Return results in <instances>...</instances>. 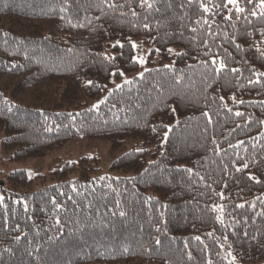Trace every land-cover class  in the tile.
Returning a JSON list of instances; mask_svg holds the SVG:
<instances>
[{
  "label": "trees",
  "instance_id": "obj_1",
  "mask_svg": "<svg viewBox=\"0 0 264 264\" xmlns=\"http://www.w3.org/2000/svg\"><path fill=\"white\" fill-rule=\"evenodd\" d=\"M149 2L0 0L8 161L43 160L80 139L113 152L141 143L111 163L118 177L99 175L97 158L57 160L50 184L32 191L27 172L11 171L0 185V264H229L228 252L264 264L259 0H241L246 12L231 21L221 0ZM136 42L150 49L143 76ZM213 57L227 65L218 75L203 63Z\"/></svg>",
  "mask_w": 264,
  "mask_h": 264
},
{
  "label": "rangeland",
  "instance_id": "obj_2",
  "mask_svg": "<svg viewBox=\"0 0 264 264\" xmlns=\"http://www.w3.org/2000/svg\"><path fill=\"white\" fill-rule=\"evenodd\" d=\"M135 44V60L139 64L138 75H140L142 72L149 69V67L147 66V54L150 49L145 45L138 46V42H136ZM174 50L176 49H173L172 53L174 52ZM141 60H143V63L140 62ZM154 62L157 63L158 59H154ZM4 84H6V86H10V81H7L6 79L0 77V87H4ZM140 147V142L128 141L120 150H118L117 152H113L107 142L80 139L77 141L69 142L60 150L56 151L55 153L52 152L43 160H28L19 163L9 162L8 155H6L4 150L0 148V185H2L3 183L6 184V178L11 171L24 170L25 172H27L28 177L32 178L30 190L35 191V189L50 184V173L56 166L57 160L63 162H77L83 157H86L88 159L97 158L99 160V175L118 177L121 175L120 173L110 171L111 163L122 156L124 153L130 152L132 150H140ZM231 260V258L228 259L229 262ZM234 264L238 263L235 262Z\"/></svg>",
  "mask_w": 264,
  "mask_h": 264
},
{
  "label": "snow or ice",
  "instance_id": "obj_3",
  "mask_svg": "<svg viewBox=\"0 0 264 264\" xmlns=\"http://www.w3.org/2000/svg\"><path fill=\"white\" fill-rule=\"evenodd\" d=\"M102 2H104V0H102ZM169 2H171V0H169ZM185 2H186L187 4H189V5H191V4L194 2V0H185ZM245 2H246L247 4H252V3H254V0H245ZM113 6H114V5H113ZM145 6H146L148 9H152V8H153V4L150 3L149 0H140V7H145ZM201 6H202L204 12H208V11H210V9H209L207 6H205L203 3L201 4ZM229 6H231V7H229ZM258 6H259V8H260V14H261V15H264V0H259V5H258ZM121 7H122V5H121ZM181 7H183V4H181ZM216 8H217L218 10H219V9H226L227 12L229 13V15L225 16V19H226V20H229V21L232 20V13H233V11H234V13H235L237 16L242 15V14H244V13L246 12V8H245L244 6H241V0H221L220 3L216 4ZM132 14H133V15H136V13H135L134 11H133ZM250 14H251L252 16H256V15H257V12H256L255 10H253V11H251ZM245 18L247 19V17H245ZM97 19H98V18H97ZM197 23H199V21H197ZM205 23H207V21H205ZM144 27H145L146 29H148V28H149V25L146 23V24L144 25ZM192 31L195 32L196 29L193 28ZM248 35H251V33H248ZM117 45H119L120 47H123V45H120V42H119V41H117ZM117 45H113V47H115V46H117ZM205 46H206V47L208 46V42H207V41H205ZM132 47L135 48V47H136V44L133 43V44H132ZM237 47H239V46L237 45ZM168 51H169V52H172L173 49H168ZM205 55H209V53H205ZM140 62L143 63V60H141ZM203 63H204V65H205V67H208L209 70L214 71L217 75L220 74L222 71H224V70L227 68V65L225 64V62H224L223 59H220V61H219V63H218V61H217V59H216L215 57H213V58L210 60V62H209V61H205V62H203ZM165 67H168V66L166 65ZM231 71L234 72V73H238V72H240V69L233 68V69H231ZM120 75H123V73H120ZM140 75L143 76V73H141ZM259 75L264 76V73H260ZM89 83H91V81H89ZM124 83H125V84H130V83H132V81L125 80ZM116 87H117V89H119V88L122 87V85H119V84H118V85H116ZM221 99H223V97H221ZM233 99H235V97H233ZM94 107H95V106H94ZM173 111H174V109H173ZM204 115L207 116L208 113H204ZM235 115H237V116H241V115H243V113L237 112V113H235ZM154 130H155V129H154ZM262 135H264V134H262ZM166 137H167V134H165V138H166ZM239 143H240V144H243L244 142H243V141H240ZM230 146H231V145H230ZM248 167H249V165H248L247 163H244V164H243V168L237 167V168H236V171H237V172H240V171H242L243 169H247ZM187 171L190 172L191 169H187ZM100 179L103 180V179H105V178H104V177H101ZM249 179H253V180H255L256 178L253 177V176H250ZM257 182L259 183V181H257ZM225 187H226V185H225ZM219 195L221 196L222 199L224 198V197H223V193H220ZM2 199H3V197H0V200H2ZM53 203L56 204L55 200H53ZM116 203H117V207H118L120 202L117 201ZM56 207H60V206H59L58 204H56ZM236 207H238V208H243L244 205H243V204H239V205H236ZM212 209H213V211H216V212H218V213H221V215H218V216L216 217V219H217L218 221H220L221 223H223L222 214H223L224 206H223V205H213V206H212ZM120 215L123 216V215H125V213H124V212H120ZM208 235H212V233H209ZM17 239H19V237H18ZM196 239H199V237H196ZM226 239H227V238L225 237V240H226ZM156 243L159 244V240H157ZM221 247L223 248V245H221ZM227 256L232 257V260L229 262V264H233V262H234L235 259H236L235 256H233L231 252H228V253H227ZM189 258H191V254H190V253H189ZM209 264H211V261H209Z\"/></svg>",
  "mask_w": 264,
  "mask_h": 264
}]
</instances>
